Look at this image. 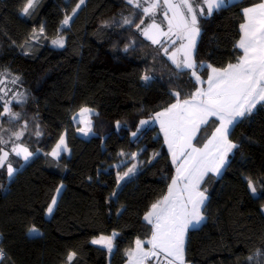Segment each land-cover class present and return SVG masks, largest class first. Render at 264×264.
<instances>
[{"label":"trees","instance_id":"trees-1","mask_svg":"<svg viewBox=\"0 0 264 264\" xmlns=\"http://www.w3.org/2000/svg\"><path fill=\"white\" fill-rule=\"evenodd\" d=\"M23 2L0 0V73L18 76L24 95V101L10 105L20 119L0 117V134L7 139L26 124L24 135L14 142L34 155L24 165L15 158L11 180L0 169V247L5 252L0 264H67L71 251L76 252L72 264H125L135 241L150 238L151 225L143 217L175 176L158 127L140 129V121L174 103L170 93L180 91L187 98L198 85L191 70L180 73L159 45L134 25L122 24L124 17L135 23L140 19L139 10L126 0H85L67 26L62 21L79 0H40L30 16L20 14ZM259 2L237 0L199 19L194 57L203 79L208 70L202 71L201 64L236 63L243 9ZM59 36L64 37L63 48L52 44ZM144 75L153 79L145 82ZM81 108L91 110L88 138L74 124ZM214 123L202 128L196 145L211 135ZM133 132V139L122 142V136ZM64 134L69 152L53 158L48 153ZM229 138L238 147L222 175L208 174L201 185L207 188L206 219L188 231L189 264H264V105L239 121ZM12 146L0 145L6 150ZM120 153H136L139 170L117 189ZM245 177L257 182L256 196ZM61 184L48 217L47 207ZM32 227L40 234L31 236ZM113 232L111 252L91 243Z\"/></svg>","mask_w":264,"mask_h":264},{"label":"snow or ice","instance_id":"snow-or-ice-1","mask_svg":"<svg viewBox=\"0 0 264 264\" xmlns=\"http://www.w3.org/2000/svg\"><path fill=\"white\" fill-rule=\"evenodd\" d=\"M84 2L85 0H79L72 10V15L65 16L62 26L69 24ZM39 3L40 0H24L20 14L32 15ZM126 3L139 10L140 19L139 23H135L134 19L124 17L122 24L134 25L140 35L151 41L153 45H159L180 73L191 70V78H194L195 84L198 85L187 98L182 99L180 91L170 93L175 98V102L156 112L153 117L160 124L172 164L176 167V175L168 185L167 193L153 203L143 217L151 225L150 238L146 241L137 239L135 248L130 250L127 256L129 264H146L149 260L159 264L162 254L166 264H185V237L190 228H197L205 219L202 209L208 199L205 195L207 188L201 190V184L209 173L218 176L228 164L229 153L238 147L229 138L234 126L246 116L252 115L257 105H264V0L243 9L245 22L240 24V37L235 45L242 51V55L237 58L236 63H228L225 67L199 65L202 71L208 70L206 79L197 73L198 66L192 57L196 37L200 32L199 17L211 16L214 11L225 5L226 0H126ZM158 11L162 17L159 22ZM146 19L149 20L147 24H145ZM43 33L44 26L41 25L39 34ZM36 36L34 30L33 38ZM178 40L182 42L186 40L187 43H181L175 51L169 53V48L165 47V44L175 45ZM52 44L63 48L64 37L59 36L52 40ZM124 50L127 51L128 46H125ZM179 52H183L182 61L176 59ZM5 75L10 74L0 73V77ZM19 79L18 76L13 77L10 82L16 84ZM142 79L148 82L153 77L144 75ZM5 83V80L0 79V85ZM6 95L7 91L0 87V100H3L0 117L7 115L9 122L19 120L20 113L12 111L10 107L12 100H4ZM18 95H14L12 99H16ZM17 102L21 101L17 100ZM90 112L88 108H81L78 115L83 116ZM211 118H215L218 123H214V130L203 146L197 147L193 142L198 140V134L204 126L209 125ZM73 119L75 120L76 117ZM148 123V120L140 121L141 126ZM26 128L25 124L20 131L11 132L7 139L0 134V145H7L10 142L13 145L10 150L0 147V169L6 168L9 178L17 171L9 159L10 153L22 157L25 162L34 155L27 146L14 142L21 139ZM139 130L137 128V132ZM78 131L87 136L92 132L91 121ZM137 132L132 133L133 137ZM35 134L39 136L41 133L37 130ZM62 151H68L64 135L60 136L56 146L48 155L58 158ZM135 155L132 154V158H135ZM135 170L136 165L133 164L123 176L118 175L117 187L120 186L119 181L133 174ZM245 180L250 193L256 196L257 182L250 177H245ZM63 187L61 184L56 188V196L52 197L47 207V214H52L57 204V196ZM115 195L116 193L113 192V196ZM29 232L40 234L35 227L30 228ZM116 235L115 232L109 236L101 235L91 243L102 244L111 252ZM145 244L148 245L147 248L144 247ZM259 255L258 252L257 256ZM4 257L5 253L0 248V260ZM75 257L76 252H69L67 264H72ZM252 260L253 257H249V261Z\"/></svg>","mask_w":264,"mask_h":264},{"label":"rangeland","instance_id":"rangeland-1","mask_svg":"<svg viewBox=\"0 0 264 264\" xmlns=\"http://www.w3.org/2000/svg\"><path fill=\"white\" fill-rule=\"evenodd\" d=\"M228 1H230L229 3H231V2H233L234 0H228ZM226 4H228V3H226ZM225 4V5H226ZM201 17H199V19H200ZM162 19V17L160 16V14H159V11L157 12V21L159 22L160 20ZM147 23H149V20L148 19H146L145 20V24H147ZM69 25V24H68ZM143 27V26H142ZM199 34H200V32H199ZM198 38H199V35L196 37V42H195V47H196V44H197V41H198ZM161 39H163V38H161ZM173 39H175V37H173ZM181 43H187V41L185 40V41H177V43L175 44V45H171L170 43L169 44H165V47H168L169 48V53H171V52H173V51H175V49L176 48H178L179 46H180V44ZM194 53H195V48H194V50H193V53H192V57H193V59L195 60V57H194ZM167 56V55H166ZM167 58L169 59V57L167 56ZM176 59H177V61H182L183 60V52H179V53H177V55H176ZM170 60V59H169ZM171 61V60H170ZM172 62V61H171ZM13 77H17L15 74H10V75H7V76H3V77H0V79H3V80H5L6 81V83L4 84V85H0V87H3L4 89H5V91H7V95L6 96H4V100H12V102H17V100H20L21 102L22 101H24V95H23V93H22V90L19 88V86H18V83H16V84H12L10 81H11V79L13 78ZM16 94H19L18 96H17V98L16 99H12L13 98V96L14 95H16ZM2 102H3V100H1ZM89 114L90 113H85V114H83V116H80V115H77L76 116V119L74 120V124H76L79 128H84L85 127V125H86V123L88 122V121H90V119H89ZM145 120H148L149 121V123L147 124V125H144V126H139L140 127V129H144V128H152V127H155V126H157L158 127V129H159V131H160V134L162 135V137L164 138V135H163V132H161V129H160V124H159V122H157V121H155L154 119H153V117L152 118H150V119H145ZM81 121H84V123H81ZM79 132V131H78ZM79 135H81L82 137H84V138H87V137H90L91 135H92V132H90L87 136H85V135H83L81 132H79ZM134 137H133V135H132V133H130V134H126V135H124V136H122L121 137V139H122V142H124V143H127L129 140H131V139H133ZM65 142H66V136H65ZM166 145V144H165ZM197 147H202L203 146V144L201 145V146H198V145H196ZM166 148H167V151H168V146L166 145ZM30 150V149H29ZM31 151V150H30ZM33 152V151H32ZM69 151H67V152H64V151H62L61 152V154L62 153H68ZM169 152V151H168ZM34 153V152H33ZM60 154V155H61ZM132 154H136V153H125L124 155H123V161H121L120 162V164L118 165L119 167L117 168V175H116V182H117V177H118V175H120V176H123L124 175V173L125 172H127L128 171V168H130V167H132V165L133 164H135L136 165V170H135V172L133 173V174H131L130 176H132V175H134L138 170H139V163H138V160H137V154L135 155V158H132ZM170 155V154H169ZM33 157V156H32ZM31 157V158H32ZM15 158H17V159H20V161H21V165H24L25 163H27V162H25L23 159H22V157H16L14 154H11L10 153V156H9V159L13 162V167L14 168H16L17 169V166H16V164L14 163V160H15ZM225 168V167H224ZM224 168L221 170V173L218 175L219 177L222 175V173H223V171H224ZM5 170H6V168H5ZM15 175V174H14ZM13 175V176H14ZM13 176L11 177V178H9L8 176V180H11L12 178H13ZM130 176H127V177H125L124 178V180L125 179H127L128 177H130ZM124 180H121V181H119V185L121 186V184L123 183V181ZM202 185V184H201ZM119 186V187H120ZM119 187H117V189L119 188ZM201 190H202V188H201ZM205 195L207 196V194L205 193ZM208 197V196H207ZM206 202H207V200L205 201V204H206ZM205 204H204V206H205ZM55 208V207H54ZM53 211H54V209H53ZM202 211H204V208L202 209ZM203 215H204V213H203ZM47 216L48 217H50V215L49 214H47ZM205 216V215H204ZM206 219V218H205ZM205 219L201 222V224L198 226V227H200L203 223H204V221H205ZM197 227V228H198ZM190 229H192V228H190ZM189 229V230H190ZM39 231V230H38ZM29 234H30V232H29ZM188 234V233H187ZM31 236H33V235H36V234H30ZM100 237V236H99ZM99 237H96V238H94V239H98ZM148 240V239H147ZM186 240H187V235H186V237H185V244H186ZM144 241H146V240H144ZM94 245H98V246H102V247H104L102 244H94ZM144 247L145 248H147L148 247V245L147 244H145L144 245ZM113 248H114V243H113ZM134 248H135V246H134ZM133 248V249H134ZM113 250V249H112ZM132 250V249H131ZM109 255H110V253H109ZM184 259H185V256H184ZM125 264H129V260H128V258H127V260H126V262H125ZM146 264H156V262L154 261V260H149V261H147L146 262ZM159 264H166V262H165V260H164V257H163V254L161 255V258H160V261H159ZM185 264H189V263H187L186 261H185Z\"/></svg>","mask_w":264,"mask_h":264},{"label":"crops","instance_id":"crops-1","mask_svg":"<svg viewBox=\"0 0 264 264\" xmlns=\"http://www.w3.org/2000/svg\"><path fill=\"white\" fill-rule=\"evenodd\" d=\"M234 1H237V0H234ZM233 1V2H234ZM230 1H228V0H226V3H229ZM225 3V4H226ZM252 7V6H251ZM244 22H245V19H244ZM243 22V23H244ZM240 50V49H239ZM240 52H241V55H242V51L240 50ZM203 87H206V85H203ZM258 106V105H257ZM213 119H215V118H211V120H213ZM210 120V121H211ZM218 122V121H217ZM64 136H65V134H64ZM88 138V137H87ZM206 142V141H205ZM194 144H195V141L193 142ZM234 150V149H233ZM69 151V150H68ZM233 152V151H232ZM170 154V153H169ZM232 153H229V156H228V160H229V158H230V155H231ZM170 158H171V154H170ZM171 161H172V158H171ZM209 174H211V173H209ZM175 175H176V167H175Z\"/></svg>","mask_w":264,"mask_h":264},{"label":"built area","instance_id":"built-area-1","mask_svg":"<svg viewBox=\"0 0 264 264\" xmlns=\"http://www.w3.org/2000/svg\"><path fill=\"white\" fill-rule=\"evenodd\" d=\"M1 248V247H0ZM5 253V252H4Z\"/></svg>","mask_w":264,"mask_h":264}]
</instances>
